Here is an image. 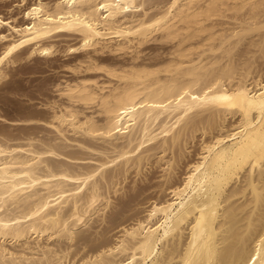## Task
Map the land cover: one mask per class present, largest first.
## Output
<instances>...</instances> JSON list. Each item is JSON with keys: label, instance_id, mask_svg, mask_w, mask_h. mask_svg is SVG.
<instances>
[{"label": "bare ground", "instance_id": "1", "mask_svg": "<svg viewBox=\"0 0 264 264\" xmlns=\"http://www.w3.org/2000/svg\"><path fill=\"white\" fill-rule=\"evenodd\" d=\"M10 3L0 264H264V0Z\"/></svg>", "mask_w": 264, "mask_h": 264}, {"label": "rangeland", "instance_id": "2", "mask_svg": "<svg viewBox=\"0 0 264 264\" xmlns=\"http://www.w3.org/2000/svg\"><path fill=\"white\" fill-rule=\"evenodd\" d=\"M13 0H11V1H6V2H4V5L2 4V3H0V5L2 6L3 5V7H1L0 6V11L3 9V11L4 12H6L5 10H7V9H5V8H8L7 7V4L9 3V4H11L10 2H12ZM5 3H6V5H5ZM8 4V5H9ZM3 11H1V12H3ZM3 12V13H4ZM55 62V63H54ZM54 62H52V63H43V61L42 62H40V68L39 69H36V68H32L31 66H33L34 65V61L31 63L32 65H30V64H28V63H25V64H27V66L25 65V64H19V65H25L24 67H19L18 65V68L16 67V68H14L12 71L15 73V74H13V79H15V80H17V83L15 82V84H16V86L18 85V88L19 87H21L27 94H29V95H31V96H38V92H39V89L40 88H42L43 89V91L45 90L44 89V87L43 86H45V84L43 83V82H45L46 83V80H49V79H51V78H56L55 76H57V75H62V73H59V71L61 72V68H59V69H56V68H58V66H57V63L59 64V61H54ZM41 64H43V66L41 65ZM45 65V66H44ZM46 65H47V68L48 69H46ZM50 66H51V68H50ZM54 66H56V67H54ZM30 67V68H29ZM52 67H54V69H56V70H54V69H52ZM22 68V70H20ZM50 68V69H49ZM19 70V72L21 73H19L18 72V75H16L17 73V71ZM46 69V70H45ZM52 69V70H51ZM24 70H27V71H24ZM40 71V74H39V71ZM42 70V71H41ZM48 70V71H47ZM12 71H11V73H12ZM28 71H32V72H30L31 73V75L29 74V72ZM36 72L35 74H34V72ZM44 71V72H43ZM46 71V72H45ZM53 73H51V72ZM25 72H27L28 74H26ZM41 72H43V73H41ZM54 72H55V74L56 75H54ZM24 73V74H23ZM47 74H49V75H47ZM15 75V76H14ZM23 75V76H22ZM42 75H44V76H42ZM22 76V77H21ZM31 78H30V77ZM36 76V77H35ZM42 76V77H41ZM53 76V77H52ZM16 77V78H15ZM24 77H25V80L26 81H22L23 79H24ZM28 77V78H27ZM39 77V78H38ZM44 77H46V78H44ZM18 78V79H17ZM22 78V79H21ZM38 78V79H37ZM47 78H49V79H47ZM31 79H34V81L32 82V80ZM36 79V80H35ZM41 79V80H40ZM43 79H45V81L43 80ZM29 80H30V82H29ZM43 80V81H42ZM18 81H22L21 83L20 82H18ZM41 84H40V83ZM29 83H31V84H29ZM20 84V85H19ZM23 84V85H22ZM35 84V85H34ZM30 85L32 86L33 85V87H30ZM38 85L39 86H41V87H38ZM43 85V86H42ZM23 86V87H22ZM30 89H32L31 91H30ZM29 93H28V92ZM1 92H2V90H1ZM44 92H46V90L44 91ZM9 94H13V98H15V99H13V98H7V96L9 95ZM4 95H6L5 97L6 98H3V99H5L4 101H2L3 103H4V105H3V107L5 108V110H7V108H8V112H9V115H12V116H14V114H15V109H17L18 108V106H20L22 103H23V105H28V106H30L33 102H37L38 101V99H34L32 102H29L28 100H27V96H25V97H21V96H18L19 94H14V93H8V95L7 94H4ZM10 97H11V95H9ZM18 96V98H16ZM23 99V101H22V103H21V100H20V102L18 101L19 99H21V98ZM24 98L27 100H24ZM10 100V101H9ZM35 100H37V101H35ZM26 101V102H25ZM2 103V104H3ZM17 103V104H16ZM20 105H19V104ZM10 104H11V106H10ZM12 104H14V105H12ZM6 105L7 106H9V107H6ZM25 105V106H26ZM13 106V107H12ZM11 107V108H10ZM15 107V109H13ZM14 110V111H13ZM11 112V113H10ZM12 112H14V113H12Z\"/></svg>", "mask_w": 264, "mask_h": 264}]
</instances>
